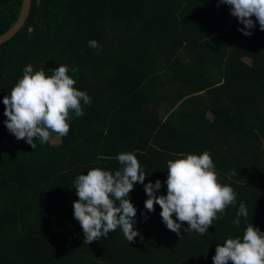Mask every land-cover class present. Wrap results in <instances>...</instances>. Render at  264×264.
<instances>
[{
	"label": "trees",
	"instance_id": "obj_1",
	"mask_svg": "<svg viewBox=\"0 0 264 264\" xmlns=\"http://www.w3.org/2000/svg\"><path fill=\"white\" fill-rule=\"evenodd\" d=\"M22 5L0 0V35ZM252 19L256 27L245 36L220 0H32L24 26L0 45V264H213L217 244L242 239L247 224L264 232V31ZM92 39L102 50L88 46ZM28 64L46 75L67 65L74 87L91 98L81 101L84 115L70 113L58 144L36 139L34 149L4 123L3 97ZM160 65L206 101L188 100L186 112L153 110L147 82ZM197 67H206L207 78ZM204 151L219 182L237 194L205 235L185 232L186 222L179 235L167 229L159 205L145 209L144 185L136 183L129 199L140 235L129 243L117 229L84 244L73 209L78 175L94 167L114 172L121 167L115 157L132 152L144 183L160 180L157 195H166L168 160ZM241 202L248 216L236 226Z\"/></svg>",
	"mask_w": 264,
	"mask_h": 264
},
{
	"label": "clouds",
	"instance_id": "obj_2",
	"mask_svg": "<svg viewBox=\"0 0 264 264\" xmlns=\"http://www.w3.org/2000/svg\"><path fill=\"white\" fill-rule=\"evenodd\" d=\"M220 2L230 6L231 15L243 25L238 29L243 35L250 36V30L256 27L253 17L260 30L264 31V0ZM88 46L102 50L94 39L88 41ZM71 71L75 73L78 69L73 67ZM68 73L67 65L52 69V75H46L42 69L34 71L32 64L23 68L22 77L10 94L3 97L4 115L7 117L4 123L17 140H26L35 149L36 139L45 144L53 133L58 137L68 134L70 113L76 117L84 115L81 101L90 105L91 98L85 91L74 87L76 80ZM115 159L121 166L118 170L113 172L94 167L74 180L78 196L73 203L74 218L82 227L84 244L101 237L107 238L117 229L129 243L140 235L134 230L137 209L129 199L136 183L144 185L148 197L144 202L145 209L152 212L155 211L154 206L159 205L162 221L177 235L183 222L188 225L185 232L205 235L213 221L219 218L218 214L222 215L229 206L237 203L234 189L219 182L212 157L207 151L199 155L181 153L179 158L168 160L164 182L166 195H157L162 187L160 180L144 183L146 174L134 153L122 152ZM247 216V208L241 202L233 224L239 226L240 218ZM212 260L213 264H264V232L252 223L247 224L242 239L228 238L223 244H217Z\"/></svg>",
	"mask_w": 264,
	"mask_h": 264
},
{
	"label": "crops",
	"instance_id": "obj_3",
	"mask_svg": "<svg viewBox=\"0 0 264 264\" xmlns=\"http://www.w3.org/2000/svg\"><path fill=\"white\" fill-rule=\"evenodd\" d=\"M242 61L247 63L245 58H243ZM182 62L188 63L189 59L186 60L182 58ZM205 69L206 67L195 68L197 73L205 74V78H207L208 72ZM211 71L215 73V70ZM153 73L151 81H148L147 84L149 89L155 95L151 101V106H153V110H157L160 115H164L165 112L173 113L179 109H181V112L191 111V105H188L187 103L188 100L194 97H200L206 101L207 97L205 96V92L194 94L191 86L187 87L183 81L176 80L174 76V68L160 65V67H157ZM209 114L210 113H208V117L210 119Z\"/></svg>",
	"mask_w": 264,
	"mask_h": 264
},
{
	"label": "water",
	"instance_id": "obj_4",
	"mask_svg": "<svg viewBox=\"0 0 264 264\" xmlns=\"http://www.w3.org/2000/svg\"><path fill=\"white\" fill-rule=\"evenodd\" d=\"M32 0H23L21 12L16 23L6 33L0 35V45L13 38L24 26L30 12Z\"/></svg>",
	"mask_w": 264,
	"mask_h": 264
},
{
	"label": "rangeland",
	"instance_id": "obj_5",
	"mask_svg": "<svg viewBox=\"0 0 264 264\" xmlns=\"http://www.w3.org/2000/svg\"><path fill=\"white\" fill-rule=\"evenodd\" d=\"M245 59H246L247 63L250 64L251 60L249 58H245ZM210 115H211V113H210ZM50 142L52 144H58L60 142V137H58L55 133H53L51 138H50ZM258 144L263 146L264 143L262 142V144H261L260 142H258ZM221 176H227V175L226 174H221Z\"/></svg>",
	"mask_w": 264,
	"mask_h": 264
}]
</instances>
